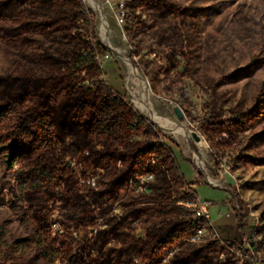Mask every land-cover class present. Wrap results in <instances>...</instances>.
<instances>
[{
  "label": "rangeland",
  "instance_id": "1",
  "mask_svg": "<svg viewBox=\"0 0 264 264\" xmlns=\"http://www.w3.org/2000/svg\"><path fill=\"white\" fill-rule=\"evenodd\" d=\"M20 1L0 0V81L5 80L0 84V96L4 88L18 89L12 87L11 74L33 81L54 73L63 75L65 102L68 96L86 91L111 93L146 121L124 151L130 154L154 143L160 155L152 157V162L166 172L163 153L167 148L185 182L184 187L175 188L172 197H154L152 207L160 211L159 216L146 218L132 212L138 197L128 192L117 195L107 212L105 197L95 201L84 196H98L105 190L112 171L95 163L92 154L86 156L87 164L67 159L68 182L52 192L53 199L44 206L47 211H42L43 201L33 202L54 246H62L65 240V247L73 244L75 252L88 249L100 242L97 231L107 229L110 218L120 220L127 214L122 232L127 233L128 243L114 239L107 247L132 253L160 229L197 219L190 211L195 213L202 202L213 199L206 204L226 207L225 222L217 217L212 220L206 213L211 227L176 241L159 260L148 264H175L180 257L189 264H264L260 234L264 227V0H94L102 19L88 0H82L91 28L81 20L79 0ZM170 6L176 11L169 10ZM103 25L105 36L101 35ZM97 44L106 49L97 57L101 74H81L73 66L74 58ZM121 56L147 82L144 93L151 112L185 127V135L165 130L139 108L134 98H139L141 89L129 78V65ZM22 85L24 88L26 82ZM217 122L225 128L219 143L205 128ZM70 142V138L65 140L62 154ZM195 174L196 183L190 182ZM155 179L150 173L138 178L134 192H149ZM140 181H144V190L137 193ZM189 182L203 184L196 189L199 197ZM77 190L96 192L77 195ZM215 191L218 197H213ZM19 195L12 174L0 162V226L17 238H26L18 214L12 210ZM49 213L44 223L41 217ZM92 214L97 216L95 222ZM237 214L243 219L245 234L239 231ZM91 253L98 256L100 251L92 249ZM130 256L131 264H143L139 254ZM29 264L45 263L34 251ZM52 264L64 263L57 260Z\"/></svg>",
  "mask_w": 264,
  "mask_h": 264
},
{
  "label": "trees",
  "instance_id": "2",
  "mask_svg": "<svg viewBox=\"0 0 264 264\" xmlns=\"http://www.w3.org/2000/svg\"><path fill=\"white\" fill-rule=\"evenodd\" d=\"M26 1L30 0L20 1V4ZM79 5L82 22L91 28L93 23L82 0H79ZM168 9L176 11L177 8L170 6ZM105 50L99 44L93 45L92 50L81 52L74 58L73 66L81 74L97 77L101 74L97 57ZM60 78L63 79V75L54 73L40 81H33L29 77L20 79L11 74L9 79L12 87L18 89L7 91L4 88L0 96V162L4 171L12 174L19 189L20 195L12 205V210L18 214L26 232V238H17L11 230L0 226V264H29L34 251L38 252V259L45 264H52L57 260L64 264H131L129 257L133 253L140 255L143 264H148L159 260L176 241L204 226L211 227L205 219L193 218L177 222L170 229H160V232L153 233L147 242H142L132 253L124 249L115 251L107 247L110 241L116 239L123 244L128 243L127 233L122 232L123 222L128 216L126 214L120 220L110 218L108 228L97 231L100 242L90 244L88 249L83 247L75 252V245L65 247V240L61 242L62 246L55 247V240L50 239L45 231V224L40 223L33 202L43 201L42 211H47L44 206L53 199L52 192L68 182L69 175L64 167L67 159H80L87 164L86 156L92 154L95 163L105 165L112 171L106 189L99 192L98 196L96 193L92 194L96 190L91 193L77 190L76 193L80 195L88 192L93 196L84 197H92L95 201L96 197H105L107 212L112 209L117 195L128 192L138 197L135 205L137 208L132 212L146 218H153L156 214L159 216L160 211L152 207L156 202L154 197H172L176 187L185 185L178 176L179 165L176 158L167 148L163 153L167 161L166 172L161 170L159 163L152 162V157L160 155L156 144L139 148L130 154L124 151L123 147L146 126L144 117L137 114L128 103L111 93L92 91H86L80 96H68L65 102L63 98L67 94V87ZM24 82L26 86L23 88ZM221 125L222 123L217 122L205 127L206 132L211 130L212 137L215 136L214 140L218 143L223 141L221 132L225 130ZM67 138L71 142L62 154ZM148 173L156 176L154 183L149 186L150 191L136 194L134 187L138 178ZM50 213L41 217L44 223ZM189 215L195 216L194 211H190ZM96 218L95 214L91 215L94 222ZM261 220L264 222V215ZM237 221L239 231L245 234V224L239 214ZM260 234L264 238V227ZM251 246L258 250L255 242L251 241ZM92 249H98L99 255H93ZM114 255L117 257L113 258ZM177 260L175 264H189L181 257Z\"/></svg>",
  "mask_w": 264,
  "mask_h": 264
},
{
  "label": "bare ground",
  "instance_id": "3",
  "mask_svg": "<svg viewBox=\"0 0 264 264\" xmlns=\"http://www.w3.org/2000/svg\"><path fill=\"white\" fill-rule=\"evenodd\" d=\"M88 3L97 11L99 18L102 19V13L98 6V4L94 0H88ZM106 21V20H105ZM104 21V22H105ZM105 26H101V35L105 36ZM121 58L126 61L127 65H129V78H131L132 82L140 87V91L138 93L139 98H134L135 103L139 106L141 110H146L148 113H150L152 120H155L158 122L161 126L164 127L165 130L171 131L177 135H185L186 129L183 126H179L175 124L173 121L168 120L166 118L160 117L154 113L151 112V108L148 104L147 94L144 93V90L146 91L148 89L147 82L142 78V74H139L136 69H134L129 62V60L126 57L121 56ZM128 79V78H127ZM136 87V86H135ZM198 163H201L200 159L196 155ZM209 180L212 182H215L211 177H209Z\"/></svg>",
  "mask_w": 264,
  "mask_h": 264
},
{
  "label": "crops",
  "instance_id": "4",
  "mask_svg": "<svg viewBox=\"0 0 264 264\" xmlns=\"http://www.w3.org/2000/svg\"><path fill=\"white\" fill-rule=\"evenodd\" d=\"M195 177L192 179V180H190V182H194V183H196V178H197V175L195 174L194 175ZM189 182V183H190ZM200 185H203L202 183H200V184H195V185H193L192 183H190V187L194 190V192L195 193H197V187L198 186H200ZM217 193H216V191H215V195H213V197H218L217 195H216ZM197 195H198V193H197ZM198 197H199V195H198ZM213 199H210V200H207V201H205V203L206 202H210V201H212ZM203 203V202H202ZM207 206H206V208H205V211H206V213H207V216L210 218V219H214V218H220L219 219V221H222V222H225L224 220L225 219H223V216L227 213V208L226 207H221V206H213V205H210V204H206ZM223 213L222 215H220L219 213ZM216 220H218V219H215V221Z\"/></svg>",
  "mask_w": 264,
  "mask_h": 264
},
{
  "label": "built area",
  "instance_id": "5",
  "mask_svg": "<svg viewBox=\"0 0 264 264\" xmlns=\"http://www.w3.org/2000/svg\"><path fill=\"white\" fill-rule=\"evenodd\" d=\"M151 177H153V176H148L147 178H151ZM143 182H144V181H140L141 186H139L138 189L136 190L137 193L142 192V191L144 190V188H143V186H142V185H143ZM200 203H201V202H200ZM206 206H207V205H206L205 202H204V203H201V204L199 205L198 209L195 210V216H196L197 218L206 219V211H205ZM204 231H205L204 228H200L199 231H198V233H199V234H203Z\"/></svg>",
  "mask_w": 264,
  "mask_h": 264
},
{
  "label": "water",
  "instance_id": "6",
  "mask_svg": "<svg viewBox=\"0 0 264 264\" xmlns=\"http://www.w3.org/2000/svg\"><path fill=\"white\" fill-rule=\"evenodd\" d=\"M193 136H194V138H195L196 140L199 139V137H198L196 134H193Z\"/></svg>",
  "mask_w": 264,
  "mask_h": 264
}]
</instances>
